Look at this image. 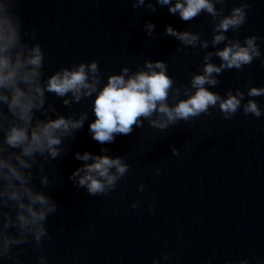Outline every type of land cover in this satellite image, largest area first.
I'll list each match as a JSON object with an SVG mask.
<instances>
[{"label": "water", "instance_id": "1", "mask_svg": "<svg viewBox=\"0 0 264 264\" xmlns=\"http://www.w3.org/2000/svg\"><path fill=\"white\" fill-rule=\"evenodd\" d=\"M235 2L223 5L225 14ZM249 4L247 22L226 35L242 40L255 34L264 55V0ZM16 10L23 27L37 33L45 76L61 66L95 59L104 83L108 74L122 66L134 71L147 58L166 61L167 74L187 85L189 74L199 70L203 52L211 50L209 45L199 54L191 48L176 53V47H182L179 42L161 35L165 25H171L210 39L206 14L185 23L167 7L157 6L148 14L132 9L127 0H18ZM145 20L156 25L155 38L141 29ZM213 62L219 64L218 58ZM219 80L210 91L246 92L248 81L264 86V65L256 59L241 70L224 71ZM48 99L67 114L60 99L52 94ZM252 99L264 110V96ZM90 104L88 98L73 105L88 111V119L74 139L65 141V154L46 165L53 181L47 191L58 205L47 221L53 242L43 245L49 264H151L164 252L171 258L160 264H224L242 256L264 257V114L256 118L241 110L225 120L218 108L210 109L190 125L180 122L166 131L150 128L145 121L144 128L100 145L88 131L95 119ZM170 144L180 149V156L170 153ZM102 147L109 156H121L130 170L109 196L92 197L74 187L68 176L82 163L75 152L101 154ZM140 183L143 193L137 191ZM132 201H139V208H131ZM150 205L154 212L148 211ZM196 217L199 222L193 223ZM32 254L29 248L25 264H32Z\"/></svg>", "mask_w": 264, "mask_h": 264}, {"label": "clouds", "instance_id": "2", "mask_svg": "<svg viewBox=\"0 0 264 264\" xmlns=\"http://www.w3.org/2000/svg\"><path fill=\"white\" fill-rule=\"evenodd\" d=\"M134 10L155 13L157 6L167 7L169 14L188 23L201 14L211 21L210 39H202L198 31L190 28L177 30L165 25L162 36L173 37L182 47L175 52L191 48L209 49L203 52L199 70L189 74L188 84H177L167 74L164 60L144 59L136 70L122 66L118 73L106 76L98 62H73L45 76V54L37 40L35 29L23 27L17 12L18 0H0V264H25L29 248L33 250L32 264H49L43 245L51 244L47 228L58 205L47 191L53 181L46 165L58 161L67 151L65 141L75 138L88 119V111H77L73 105L91 98L90 111L95 119L88 124L91 138L100 145L110 144L117 135H130L134 128L147 126L166 131L184 122L190 125L194 118L217 109L225 120H231L241 111L260 118L264 110L253 97L264 96V86L246 84L240 88L225 89L224 94L210 91L220 83L219 76L226 70H241L259 59L264 65L259 37L255 34L237 39L226 35L238 32L247 22L249 0H236L225 14L223 5L228 0H127ZM220 5V7H217ZM141 29L149 38H155L156 25L145 20ZM129 38V34H124ZM223 47H218V45ZM218 58L219 64L213 62ZM60 99L67 114L53 101ZM245 96L249 97L245 100ZM183 97V98H181ZM187 143V141H186ZM173 156L181 151L169 145ZM102 147L101 154L88 151L75 152L74 158L82 163L68 176L77 189L83 188L89 196H109L118 182L129 172L130 166L121 156H109ZM160 175V169H155ZM143 193L144 184L137 185ZM139 201L130 207L139 208ZM149 212L155 208L149 206ZM199 222V217L193 218ZM179 240V236H178ZM171 254L161 253L151 264L168 261ZM205 264H209L205 261ZM224 264H264V257L242 256L238 260L226 259Z\"/></svg>", "mask_w": 264, "mask_h": 264}]
</instances>
